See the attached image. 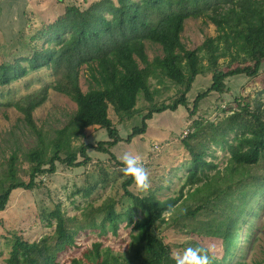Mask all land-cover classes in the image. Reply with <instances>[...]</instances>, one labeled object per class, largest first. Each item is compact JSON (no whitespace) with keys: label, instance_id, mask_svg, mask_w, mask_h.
Wrapping results in <instances>:
<instances>
[{"label":"trees","instance_id":"16d2710c","mask_svg":"<svg viewBox=\"0 0 264 264\" xmlns=\"http://www.w3.org/2000/svg\"><path fill=\"white\" fill-rule=\"evenodd\" d=\"M191 18L211 22L217 32L194 50L187 49L182 41L186 21ZM39 40L43 44L34 47L30 57L0 64V87L45 68L55 74L51 86L26 95L15 104L24 114L28 127L37 132L39 143L27 153L28 181L18 176L19 158L15 154L10 157L5 175L0 179V211L7 208L13 191L33 189L38 176L56 173L58 162L69 167L86 166L91 160L87 154L90 148L110 153L117 160L110 150L122 142L131 144L145 134L148 121L156 113L189 106L187 94L205 69L214 72L213 84L207 92L198 95L194 106L212 92L224 93L225 80L229 77L256 76L264 63V0H99L86 9L69 3L64 14L46 25ZM148 41L162 48V57L149 60ZM205 58L206 66L202 63ZM221 58H230V65H238L222 72ZM250 62L253 65H246ZM84 66L97 85L88 92L80 85ZM160 72L183 86L181 95L170 105L150 109L143 116L141 126L134 127L123 139L109 117L110 106L123 119H132L141 93L152 101L150 79L159 77ZM49 89L70 97L77 105L73 121L58 130L50 144L33 119V112L45 102ZM91 126L105 129L112 141L95 147L82 145L75 151L71 139L85 137V130ZM183 144L191 159L186 165L189 169L186 181L177 196L161 200L152 191L145 196L135 195L130 190L135 183L127 177L122 183L129 203L125 210L118 211L117 198L110 197L78 222L57 208L49 215L50 220L56 221L53 235L30 242L14 234L8 264H60L58 255L74 245L78 232L88 227L105 229L109 224L113 234H118L124 219L133 228L129 250L124 256L114 254L111 249L102 250L101 244L96 243L70 264H174L170 247L155 233L156 225L165 220L166 213H170L166 226L182 232L200 214H207L208 220L202 229L219 235L224 246L221 259L212 255L213 264H232L242 242L240 233L245 225H249V232L253 230L250 220L258 217L263 209V101L248 103L245 107L239 105L238 110L217 122L196 121ZM216 148L230 153L223 169L207 160L215 156ZM79 156L84 160L78 161ZM117 162L123 166L121 161ZM97 184L82 193L90 196ZM137 214L142 217L137 219ZM97 217H101L100 224ZM245 257L243 246L241 260L235 264H251ZM252 264H264V251L262 259Z\"/></svg>","mask_w":264,"mask_h":264},{"label":"rangeland","instance_id":"374dc122","mask_svg":"<svg viewBox=\"0 0 264 264\" xmlns=\"http://www.w3.org/2000/svg\"><path fill=\"white\" fill-rule=\"evenodd\" d=\"M95 1L99 0H0V64L14 63L23 57H30L33 54V48L41 47L43 44L39 40V34L45 31L46 25L53 23L64 14L67 4L86 9ZM114 1L118 2V0ZM216 35V27L211 22L191 18L186 21L182 41L187 49L194 50L200 47L208 37ZM44 45L48 47L46 43ZM146 46L150 61L163 56L159 45L148 41ZM220 62V70L225 73L238 65V63L230 65V58H221ZM202 63L206 66L207 59H203ZM23 64L27 63L23 62ZM246 65H253V63ZM141 67L144 65L141 64ZM213 73L212 70L205 69L203 74L197 76L192 89L187 94L189 102L187 108L179 106L176 111L167 110L156 113L153 119L148 121L145 134L136 137L131 144L122 142L112 148L110 152L116 156L117 160L110 153L90 148L87 154L91 160L86 166L69 167L58 162L56 173L38 176L37 186L33 189L13 191L7 208L0 211V264H8L11 239L14 234L30 242L53 235L56 221L50 220L49 215L57 208L67 217L77 218L78 222L84 219L86 213L90 214L92 208L102 206L110 197L117 198L118 211L125 210L129 203L124 197L122 183L127 177L122 174L120 171L122 166L117 162L121 161L124 153L138 155L150 173L149 190L142 192L134 185L130 190L135 195L145 196L152 191L161 200L177 196L186 181L189 173L186 165L191 159L183 139L193 130L194 123L196 121L217 122L232 111L238 110L239 105L245 107L246 104H254L260 99L264 103L263 63L256 76L241 74L229 77L225 80L224 93L212 92L194 106L198 95L207 92L212 86ZM158 76L150 79L152 101H148L141 93L136 105L137 113L132 119H123L110 106L109 117L123 139L132 133L134 127L141 126L143 116L150 109L170 105L181 95L183 86L176 84L162 72L158 73ZM54 79L55 74L45 68L29 74L18 82L0 87V103H2L0 179L5 175L10 157L15 154L19 158V178L29 180L30 163L27 160V153L38 146L39 136L36 131L28 127L24 114L16 108L15 104L26 95L51 86ZM80 85L84 92L97 88L87 66L81 69ZM76 111L77 105L70 97L49 89L45 102L33 112V119L46 142L50 144L57 137V131L67 127L73 121ZM108 141L112 139L105 129L91 126L85 130V137L72 138L71 145L77 151L82 145L95 147L99 143ZM105 147L107 148L108 145L105 144ZM214 155V157H207V160L215 162L220 169H223L230 153L216 148ZM64 156L63 154L62 157ZM83 160L84 158L79 156L78 161ZM95 184H97L96 190L86 197L82 191L95 187ZM141 217V214H137L136 218ZM169 218L170 213L165 214V220L159 221L156 225L155 233L171 250L200 245L214 248L212 255L218 259L224 256L223 241L219 235L207 233L202 229L203 224L208 220L207 214H200L183 232L176 227H167L166 220ZM97 220L100 224L101 217H97ZM179 221L182 222L183 218ZM250 221L253 230L249 232V225L244 226L243 233H240L242 242L239 244L232 264L241 260L243 246H245L247 262L252 264L263 257L264 200L263 209L259 211L258 217L251 218ZM132 234L133 228L128 227L125 219L120 222L118 234H113L109 224L105 229L85 228L78 232L74 245L58 255L57 261L60 264H70L73 258H81L83 253L92 249L96 243L101 244L102 250L111 249L114 254L124 256L129 250Z\"/></svg>","mask_w":264,"mask_h":264},{"label":"clouds","instance_id":"9594fccd","mask_svg":"<svg viewBox=\"0 0 264 264\" xmlns=\"http://www.w3.org/2000/svg\"><path fill=\"white\" fill-rule=\"evenodd\" d=\"M121 162L123 165L120 169L122 174L125 177H130L138 190L148 191L151 187L150 173L141 162V158L138 155L124 153ZM212 253H214V248L189 246L182 250L172 249L170 258L174 261V264H213Z\"/></svg>","mask_w":264,"mask_h":264}]
</instances>
